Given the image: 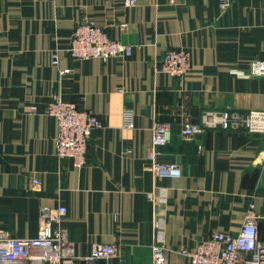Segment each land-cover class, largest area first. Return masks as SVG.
Segmentation results:
<instances>
[{"label":"crops","instance_id":"obj_1","mask_svg":"<svg viewBox=\"0 0 264 264\" xmlns=\"http://www.w3.org/2000/svg\"><path fill=\"white\" fill-rule=\"evenodd\" d=\"M85 20L131 54L73 59L71 36ZM168 49L190 53L181 79L159 68ZM258 60L264 0H230L224 11L218 0H0V232L33 238L40 208L63 205L75 256L117 246L98 264H151L159 237L167 264H189L182 248L215 231L236 235L248 217L264 237L260 136L215 128L180 137L185 123L209 113L264 111V78L248 75ZM54 96L101 123L85 166L57 157V122L46 113ZM161 122L172 134L155 161L177 164L176 178L151 171L152 126Z\"/></svg>","mask_w":264,"mask_h":264},{"label":"built area","instance_id":"obj_2","mask_svg":"<svg viewBox=\"0 0 264 264\" xmlns=\"http://www.w3.org/2000/svg\"><path fill=\"white\" fill-rule=\"evenodd\" d=\"M135 2L136 0H125L126 6H132ZM229 4L230 0H218L221 11L226 10ZM67 51L73 59L79 61H105L131 54L129 46L110 39L103 28L89 20L79 22L75 26ZM53 63H58L56 56ZM190 67V53L185 49L166 50L159 63L162 72L178 79L183 78ZM64 73H69V70ZM248 75L264 78V60L250 62ZM46 113L57 122V157L63 161H71L76 168L85 166L89 138L92 131L101 126L97 116L92 112L79 110L74 103L64 101L59 96L52 98ZM215 128L258 134L264 149V111L209 113L203 116L199 123H185L180 130V137L186 141L191 140L206 129ZM171 134L172 125L169 122L155 123L152 126V147L148 157L152 161L151 171L155 176H180L181 171L177 164L155 161V148L168 144ZM33 183L38 185L39 181L34 180ZM66 213L67 209L63 205L55 208L41 207L38 232L33 238H18L0 232V264H98L100 260L117 255V246L106 243L93 245L90 255L86 258L75 256L62 226ZM158 219L161 220L160 217ZM180 253L187 258L189 264H264V237L260 235L256 218L248 217L238 234L215 231L193 249L182 248ZM151 264H167L165 246L160 237L156 238L152 245Z\"/></svg>","mask_w":264,"mask_h":264}]
</instances>
